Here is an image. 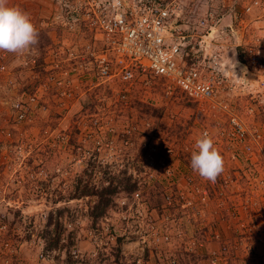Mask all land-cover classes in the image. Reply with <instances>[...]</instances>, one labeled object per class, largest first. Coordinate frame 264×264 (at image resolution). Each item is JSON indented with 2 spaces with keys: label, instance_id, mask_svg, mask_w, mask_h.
I'll list each match as a JSON object with an SVG mask.
<instances>
[{
  "label": "rangeland",
  "instance_id": "obj_1",
  "mask_svg": "<svg viewBox=\"0 0 264 264\" xmlns=\"http://www.w3.org/2000/svg\"><path fill=\"white\" fill-rule=\"evenodd\" d=\"M121 1L131 12L148 0ZM102 2L8 0L29 14L39 36L29 53L0 51V264H115L105 259L117 239L127 264H159L155 252L167 264H264V157L256 149L223 154L214 143L227 172L231 162L243 161L234 183L214 195L215 184L190 167L196 140L206 129L215 132L209 116L152 73L130 84L102 82L81 63L85 43L95 51L103 43L69 17L81 19L84 8ZM179 6L167 41L180 43L181 64L217 74L234 112L263 133L264 70L253 69L250 57H264V0ZM233 52L237 77L225 71ZM153 150L164 153L178 187H168ZM125 178L136 185L131 194L122 191ZM111 180L118 191L108 196L113 205L92 220L97 197L80 191H99ZM197 190L207 193V203ZM172 195L178 198L171 202ZM179 197L191 206L181 208ZM56 235L58 246L45 250ZM177 244L182 249L174 255Z\"/></svg>",
  "mask_w": 264,
  "mask_h": 264
},
{
  "label": "built area",
  "instance_id": "obj_2",
  "mask_svg": "<svg viewBox=\"0 0 264 264\" xmlns=\"http://www.w3.org/2000/svg\"><path fill=\"white\" fill-rule=\"evenodd\" d=\"M180 2L181 0H167L166 3H155L154 0H148L136 10L126 12L121 0H104L95 9L91 5L84 8L81 19L74 18V15L69 17L74 24L76 22V25L84 27L87 25L88 29L97 31L103 43V49L100 51H95L90 44L85 43L82 54L78 56L81 63L85 67L91 66L89 69H92L95 77L102 82L118 79L123 84H130L139 75L142 77L148 72L161 77L196 104L199 111L214 122L212 129L215 132L210 133L206 129L202 134L208 133L214 143L219 144L223 154L234 155L239 151L253 154L256 149L263 158L261 144L264 143V132L252 131L234 112L221 94L224 81L217 77V74L205 75L194 67L186 68L181 64L183 50L180 43L167 41L173 37L169 26L173 16L180 10ZM257 5L258 1H254L245 7V11L250 12ZM250 58L253 69L264 70V57L251 55ZM18 107L17 104L16 108ZM18 117H23L20 111ZM222 119H225L226 126L221 125ZM166 151L172 152L171 149ZM153 152L152 162L155 159L154 162L165 173L168 187H178L171 165L161 161L164 153L156 150ZM235 175L224 169L217 178L219 181L215 183L216 189L213 188L214 195H217L220 188H229L235 181ZM196 193L207 203L208 195L205 191L197 190ZM135 198L138 199L139 195L135 194ZM176 198L178 197L173 198L172 195L171 202ZM179 198L181 208L191 206V201ZM214 199L216 200L217 196Z\"/></svg>",
  "mask_w": 264,
  "mask_h": 264
},
{
  "label": "clouds",
  "instance_id": "obj_3",
  "mask_svg": "<svg viewBox=\"0 0 264 264\" xmlns=\"http://www.w3.org/2000/svg\"><path fill=\"white\" fill-rule=\"evenodd\" d=\"M8 0H0V51L23 55L34 50L38 44L39 33L31 22L28 13L18 7H9ZM238 62L226 55L225 71L236 76ZM242 74L244 70L242 69ZM237 77V76H236ZM190 167L203 180L216 183L224 172V159L214 147V141L208 133L202 134L195 142V151L191 154Z\"/></svg>",
  "mask_w": 264,
  "mask_h": 264
},
{
  "label": "trees",
  "instance_id": "obj_4",
  "mask_svg": "<svg viewBox=\"0 0 264 264\" xmlns=\"http://www.w3.org/2000/svg\"><path fill=\"white\" fill-rule=\"evenodd\" d=\"M40 63V62H39ZM187 99V98H186ZM84 109H88L85 107ZM129 179L125 178L122 182H125L126 185L122 189L125 193H133L136 190V185L129 184ZM117 189L114 188L113 180L110 181V184L106 187H103L99 191H97L94 187L84 186L80 191L81 196L92 195L96 196V201L94 202L93 206L89 207L88 215L92 220H96V217L103 216L106 211L113 205L111 199H108V196H112L117 194ZM98 212V213H97ZM61 241L60 235L54 236L52 239H49L47 243H45V250L54 249L58 246V243ZM121 247H122V240L117 239L115 246L110 249L109 255L106 257L105 260H109L110 258L113 259L115 264H127L124 262L123 256L121 255ZM100 261L104 260L101 259V255L98 257Z\"/></svg>",
  "mask_w": 264,
  "mask_h": 264
},
{
  "label": "crops",
  "instance_id": "obj_5",
  "mask_svg": "<svg viewBox=\"0 0 264 264\" xmlns=\"http://www.w3.org/2000/svg\"><path fill=\"white\" fill-rule=\"evenodd\" d=\"M178 162V161H177ZM242 160H235V161H233V162H231L232 163V166H230V165H228V172L230 173V174H233V173H235L234 171H236V170H238V169H241L240 168V166H242ZM238 183V182H237ZM231 190H232V192L231 193H234L235 191L237 192V187L235 188V187H232L231 188ZM235 194V193H234ZM235 196H236V198L239 196V195H236L235 194ZM222 232H225L224 230H222ZM213 246H215L214 244H213ZM183 247V246H182ZM180 249H182L181 248V246L179 245V244H177L176 246H174L173 247V253H174V255L176 254V253H179L181 250ZM171 252V253H172ZM150 253V256L149 257H154L153 255H152V253L151 252H149ZM160 256V254H158L157 252H155V258H157L156 259V262H159V264H167L166 262H160L161 260L160 259H158V257Z\"/></svg>",
  "mask_w": 264,
  "mask_h": 264
}]
</instances>
